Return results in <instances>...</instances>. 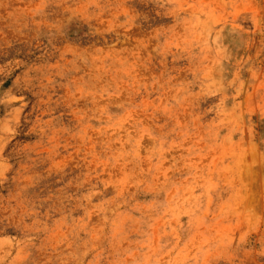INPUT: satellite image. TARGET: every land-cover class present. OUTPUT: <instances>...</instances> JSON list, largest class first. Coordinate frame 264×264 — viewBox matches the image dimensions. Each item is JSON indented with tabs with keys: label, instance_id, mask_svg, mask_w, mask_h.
Listing matches in <instances>:
<instances>
[{
	"label": "rangeland",
	"instance_id": "rangeland-1",
	"mask_svg": "<svg viewBox=\"0 0 264 264\" xmlns=\"http://www.w3.org/2000/svg\"><path fill=\"white\" fill-rule=\"evenodd\" d=\"M0 264H264V0H0Z\"/></svg>",
	"mask_w": 264,
	"mask_h": 264
}]
</instances>
